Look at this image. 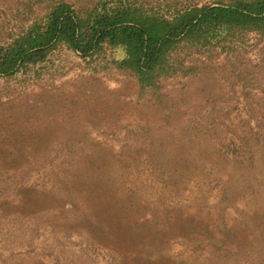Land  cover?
Returning a JSON list of instances; mask_svg holds the SVG:
<instances>
[{"label":"rangeland","instance_id":"obj_1","mask_svg":"<svg viewBox=\"0 0 264 264\" xmlns=\"http://www.w3.org/2000/svg\"><path fill=\"white\" fill-rule=\"evenodd\" d=\"M47 1L0 0V42ZM122 56L0 77V264H264V35L182 41L144 87Z\"/></svg>","mask_w":264,"mask_h":264},{"label":"trees","instance_id":"obj_2","mask_svg":"<svg viewBox=\"0 0 264 264\" xmlns=\"http://www.w3.org/2000/svg\"><path fill=\"white\" fill-rule=\"evenodd\" d=\"M44 9L19 33L0 42V77L45 61L60 45L84 61L110 46L123 51L111 62L131 71L144 87L175 69L170 54L182 41L206 44L220 29L264 35V0L193 4L170 12L141 0H96L81 6L48 0Z\"/></svg>","mask_w":264,"mask_h":264}]
</instances>
